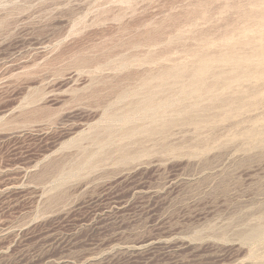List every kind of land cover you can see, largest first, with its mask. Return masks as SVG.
I'll list each match as a JSON object with an SVG mask.
<instances>
[{
  "label": "rangeland",
  "instance_id": "374dc122",
  "mask_svg": "<svg viewBox=\"0 0 264 264\" xmlns=\"http://www.w3.org/2000/svg\"><path fill=\"white\" fill-rule=\"evenodd\" d=\"M234 6L263 9L0 0V264H251L264 254V236L246 240L264 227V149L239 135L240 118L264 108L199 131L175 115L153 134L127 111L141 81L243 27ZM255 35L264 44V25Z\"/></svg>",
  "mask_w": 264,
  "mask_h": 264
},
{
  "label": "bare ground",
  "instance_id": "6f19581e",
  "mask_svg": "<svg viewBox=\"0 0 264 264\" xmlns=\"http://www.w3.org/2000/svg\"><path fill=\"white\" fill-rule=\"evenodd\" d=\"M248 1L253 7L263 5V9L259 14L254 8L243 10L234 6L232 9H236L244 21L243 27L231 25L213 42L207 38L200 42L199 39L201 48L188 52V60L184 63L141 81L135 92L139 99L127 104V111L145 120V133L166 130L177 121L175 115L186 117L183 121L199 131L217 118L220 121L238 120L260 105L264 108V97H260L264 91V44L255 35L264 25V0ZM258 116H250L247 120L240 118L243 123H248L239 135L250 150L264 149V112ZM241 121L234 122L233 126L238 128ZM239 135L233 134L234 137ZM263 236L264 227L254 228L246 235V240L262 239ZM250 259L254 260L251 264H264V254L253 251Z\"/></svg>",
  "mask_w": 264,
  "mask_h": 264
}]
</instances>
